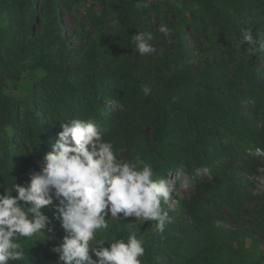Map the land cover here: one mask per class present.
Here are the masks:
<instances>
[{"label": "trees", "instance_id": "trees-1", "mask_svg": "<svg viewBox=\"0 0 264 264\" xmlns=\"http://www.w3.org/2000/svg\"><path fill=\"white\" fill-rule=\"evenodd\" d=\"M144 2L0 0V187L39 171L61 122L92 120L118 158L138 156L152 179L178 171L196 181L188 199L171 195L175 208L161 201L171 219L163 233L155 221L129 217L109 220V240L136 231L145 247L141 264H242L237 237L247 231L214 222L250 223L264 237V192L249 190L264 161V52L243 39L246 29L254 41L264 38V0ZM81 6L92 24L87 31ZM62 12L72 16L78 46L65 35ZM137 32L153 34L154 53L137 52ZM19 84L20 95L9 93ZM43 211L52 231L23 240L25 259L9 264H58L51 249L65 233L54 206ZM248 239L256 245L252 264H264V242Z\"/></svg>", "mask_w": 264, "mask_h": 264}, {"label": "clouds", "instance_id": "clouds-1", "mask_svg": "<svg viewBox=\"0 0 264 264\" xmlns=\"http://www.w3.org/2000/svg\"><path fill=\"white\" fill-rule=\"evenodd\" d=\"M151 0H145L148 7ZM158 31L169 34L166 24ZM243 39L264 52V38L253 39L244 30ZM154 36L137 32L132 42L140 55L152 54ZM145 96L151 94L143 86ZM51 150L44 154L39 171L28 174L24 184L13 182L0 187V264L23 261V240L46 236L51 220L43 211L54 206L53 218L64 231L62 241L51 249L58 264H141L144 241L136 231L126 239H108L109 220L135 217L145 224L155 221L163 233L171 219L161 207L174 191L167 179H152V167L138 156L125 162L118 158L113 144L104 140L100 126L92 120L72 118L61 122ZM49 239L51 237H48Z\"/></svg>", "mask_w": 264, "mask_h": 264}, {"label": "rangeland", "instance_id": "rangeland-1", "mask_svg": "<svg viewBox=\"0 0 264 264\" xmlns=\"http://www.w3.org/2000/svg\"><path fill=\"white\" fill-rule=\"evenodd\" d=\"M61 17L63 20V25H64V32L66 37L69 39V41L75 45L81 44L79 40H76V30L74 28V25L72 24V16L66 12L61 13ZM78 19L82 20V22L85 25V30L87 31L88 29L92 28V24L89 18V15L86 13V8L81 6L80 11L78 13ZM75 20V18H74ZM18 88L12 90L9 93H12L14 95H20L22 92V85H18ZM10 91V90H9ZM201 172H196L197 174V180L198 182L202 181L203 177L200 176ZM205 175L208 177V173L204 172ZM165 179L169 180L173 186H174V191L171 195L177 197V198H189L190 195L195 193V184L196 181L193 180L190 176L178 172V171H173V172H168L165 174ZM251 185H249V190L250 193L255 197L258 195H261L264 192V161L262 164H260L259 167V175L253 176L250 178ZM252 196V197H253ZM259 203H263V198L261 199H248L246 201V204H251V205H256ZM176 204V199L174 197H170V199L166 202V206L168 208H175ZM221 212L226 213L227 211L223 209ZM216 225L219 227L225 228L227 230H232L236 231V229H241L243 231H247V233H244V237L239 238L237 237L240 245L243 246V256L244 260L242 264H252L254 263L255 260L251 259V253L255 252L256 250V245L252 244L250 242V239L248 237H251L254 241L256 242H264V237H262L260 228L258 226L250 227V223H236L233 219H227V220H221L220 218H216L215 222ZM248 236V237H247ZM250 249V250H249ZM251 259V260H250ZM258 259V258H257Z\"/></svg>", "mask_w": 264, "mask_h": 264}]
</instances>
